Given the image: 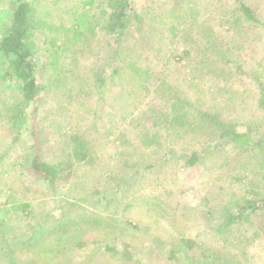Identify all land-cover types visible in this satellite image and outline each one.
<instances>
[{
	"label": "rangeland",
	"instance_id": "rangeland-1",
	"mask_svg": "<svg viewBox=\"0 0 264 264\" xmlns=\"http://www.w3.org/2000/svg\"><path fill=\"white\" fill-rule=\"evenodd\" d=\"M29 1L34 7V22L38 28L33 31L34 72L36 83L41 89L39 88L33 101L25 103L21 96V83L4 78L3 58H0V219H6L10 224L8 217L15 210L8 213L7 217L6 212L11 206L24 203L31 207L28 213L38 216L40 220L42 217L49 223L56 222L61 214L73 217L82 210L91 211L99 218L106 219L113 227L115 237L110 242L117 246L122 243L129 245L133 258V262L129 264H137L135 260L139 264H171L167 256L176 247L175 238L179 234L223 252V235L219 236L221 232L214 230L218 214L223 213V208L240 206L245 190H258L264 195V187L253 166L244 171L238 169L242 168L240 164H244L245 157L241 154L235 160L234 151L225 160L223 154L215 157L212 154L199 165H184L180 155L194 146L201 147L204 143L194 138L187 127L174 123L166 129L164 120L157 123L161 126L148 122L146 116L139 115L143 104L136 106L125 88L116 87L109 81V65L115 52L122 61H145L157 69L166 66L162 60L154 57L153 47L149 45L142 30L151 26L145 22L141 28L132 21L116 44L114 37L101 31L99 27L90 24L86 30L82 25L79 30L85 33L86 51L74 56L68 52L61 53L60 50L55 54L54 47L44 41L59 39L61 41L56 44L61 46L69 40V27L78 17L92 12L99 13L100 9H105L104 3L99 0ZM220 1L222 4L233 2ZM248 1L256 7V13L264 23V0ZM15 2L16 0H0V38L9 30L11 9ZM131 2L133 10L145 14L146 21L149 14L158 15L174 3H179L183 10L188 11L186 0ZM196 3L197 16L194 14V19L209 18L212 28L220 23L217 13L223 12V5L218 6L214 0H196ZM258 33L260 43H253L251 48V51L254 49L252 52L256 59L263 58L264 55V29L258 28ZM160 36L162 35H157L154 40L155 46L159 45ZM164 41L167 43L168 37H164L162 42ZM119 45L120 48L115 49ZM163 48H167V45ZM194 52L193 48L192 58ZM54 58L59 66L62 63L66 68H69L72 58L77 60L73 69L80 78L91 81L93 77L101 75L108 79L101 97L96 94L92 82L87 85V95L74 92L81 86L76 85L77 81L72 87L51 88L44 65L51 63ZM175 66L176 68L168 66L166 69L180 70L179 78L188 73L184 62ZM219 85V82L207 83L204 92L212 95ZM47 86L50 91H47ZM177 88L182 89L180 85ZM234 88L238 90L237 112L243 119L239 129L242 132L248 129L251 134L249 142H253L264 133L263 122L257 120L258 115H254L249 102L242 104L238 98H246L249 92H253L254 82L242 80ZM150 89L154 90L153 87ZM242 91L244 92L240 95ZM69 92L73 97L71 99L66 97ZM87 97L90 100L85 102ZM211 97L216 100L214 94ZM208 102L205 101L202 107ZM68 128L69 132H77L86 143L94 145L91 150L94 158L88 163L83 160L74 162L70 177L49 187L27 171L28 165L36 154L47 162L63 159L64 150L70 151L65 132ZM148 130L162 136L160 146L140 143L144 139L141 134ZM182 131L186 132L184 135L192 136L195 142L188 144L187 140L183 141L182 138L185 137ZM36 142H39L38 150ZM262 143L264 147V137ZM213 145L211 143L210 146ZM131 147L134 152L131 157L138 161L134 167H119V164H123L119 152H131ZM258 152L256 150L257 155ZM260 153L264 155V151ZM248 162L253 164V159H248ZM140 178L144 180L138 182ZM130 186L131 189L124 197V191ZM113 196H117L116 199ZM115 201L124 203L128 208L123 212L122 207L114 209ZM163 208L166 210L163 211ZM208 211L210 215L205 217ZM172 216H175L176 223L172 222ZM250 220L253 221V218H249L248 223ZM237 228L233 225L234 231L239 230L237 240L240 243L235 248L227 249L228 254L237 256L248 243L246 256L243 259L240 255L237 256V263L264 264V236L249 240L253 236L244 229L247 224ZM78 230L81 234L88 232L85 227ZM97 247L98 245L89 244L86 248L69 249L61 256L52 258L50 264H85L89 259L101 262V257L93 254Z\"/></svg>",
	"mask_w": 264,
	"mask_h": 264
},
{
	"label": "trees",
	"instance_id": "trees-1",
	"mask_svg": "<svg viewBox=\"0 0 264 264\" xmlns=\"http://www.w3.org/2000/svg\"><path fill=\"white\" fill-rule=\"evenodd\" d=\"M99 1L104 3L105 9H100L99 13L92 12L78 17V20L69 27L70 36H67L69 40L63 42L61 46L56 44L61 41L59 39L52 42L44 41V43L54 47L55 54L60 50L61 53L68 52L73 56L82 55L87 47L85 33L79 30L82 25L86 30L90 24L93 27H99L101 31L114 37L117 44L132 21L141 28L147 22L146 24L151 27L142 30L147 36L149 45L153 47L154 57L162 60L166 66L163 69H157L154 65H149L150 63L146 64L145 61L144 63H138L137 60L122 61L115 52L113 61L109 65V81L116 87L125 88L136 106L143 104L139 115L146 116L148 122L161 126L157 123L164 120L166 129L174 123L187 127L192 131L194 138L204 143L201 147L194 146L180 155L184 165L188 167L199 165L207 161L212 154L213 157L223 154V160H225L232 156L231 152L234 151L235 160H238L241 154L245 157L244 164H240L242 168L238 167V169L244 171L249 166H253L264 187V155L260 153L264 151L262 146L264 133L256 137L253 142H249L251 134L248 129L243 132L239 129L243 119L237 112L238 90L234 88V85L242 80L254 82L253 92H249L246 98L239 96L238 99L243 102L242 104L250 103L254 115L259 116L257 120L263 122L264 126V119H262L264 115V60H262L264 55L263 58L256 59L252 52L254 49L251 51L253 43H260L258 28L264 29V23L260 21L256 7L248 0H232L230 4H222L220 0H214L218 6L223 5V12L217 13L220 23L212 28L209 25V18L194 19V14L197 16L196 0H186L188 11L183 10L179 3H174L158 15L149 14L147 21L144 13L133 10L132 0ZM33 13L34 7L29 0H16L11 9L9 30L0 38L3 76L21 83V96L25 103L33 101L40 91L39 88L41 89L36 83L34 72L33 31L38 28L34 22ZM211 21L213 22L212 19ZM157 35L158 37L164 35L163 38L168 37L167 43L162 42L163 38L160 36L159 45L155 46L154 40ZM165 45L167 48H163ZM180 47H182L181 50H178ZM117 48H120V45L115 49ZM193 48L195 52L192 58ZM46 51L52 55L47 48ZM55 59L48 65H44L48 71L47 79L51 88L72 87L71 85L77 81L76 85L82 87L78 86L74 92L87 95L89 93L87 85L92 82L96 94H100L101 97L108 79L101 75L93 77L91 81L80 78L73 69L77 60L72 58L69 68H66L62 63L59 66V62ZM179 62H184L188 71L181 78H179L180 70L166 69L168 66L176 68L175 64ZM216 81L222 86H216L213 92L216 100H213L211 97L213 94L211 95L210 92L206 94L204 88L207 83L217 84ZM178 85L182 89L177 88ZM152 87L154 90L151 91ZM47 88V91H50L48 86ZM66 97L73 98L70 92ZM89 100L88 97L85 98V102ZM205 101L209 102L202 107ZM78 104L81 105L79 102ZM65 132L70 151L64 150L63 159L47 162L36 154L28 165L27 171L32 172V175L49 187L68 179L72 174L74 162L83 160L88 163L94 158L91 151L94 149L92 143H86L77 132H69V128ZM185 133L182 131V135ZM141 135L144 139H141L140 143L161 145L162 136L156 132L148 130ZM184 137L182 140L185 142L187 140L188 144L195 142L189 134ZM211 143L214 145L210 146ZM36 146L38 150L39 142H36ZM131 148V152H119L123 161L119 167H134L138 161L132 159L134 152H132L133 147ZM256 150H259L258 155ZM251 158L253 164L248 162ZM142 180L144 178H140L138 182ZM129 189L131 186L124 191V197ZM244 194L240 206L223 208V213L217 216V226L214 230L221 232L219 236L223 235L221 241L223 252L213 246L198 244L194 239L179 234L175 238L176 247L170 250L167 256L169 262L171 264L180 262L182 264H239L237 256L240 255L239 257L243 259L249 244L246 243L237 256L228 254L227 249L235 248L236 244L240 243L237 240L239 230L234 231L233 225L240 229L242 225L247 224V228L244 229L253 236V239L249 240L264 236V212L262 211L264 195L258 190H245ZM116 197L113 196L114 199ZM113 203L114 209L122 207V212L128 208L122 202ZM29 208L31 207L27 203L15 204L5 214L7 217L8 213L15 210V213L8 217L11 223L8 224L6 219H0V264H50L52 258L61 256L69 249L86 248L89 244L98 245L96 251L99 253L95 251L93 254L101 257V262L89 259L85 264L133 262L129 245L122 243L121 246H117L110 242L115 237L113 227L106 219L99 218L93 212L82 210L73 217L61 214L56 222L49 223L42 217L40 220L38 216L28 213ZM165 210L163 208V211ZM209 215L208 211L205 217ZM251 217L253 221L250 220L248 223ZM171 220L173 223L177 222L175 216H172ZM82 227L87 228V234L79 232L78 229ZM13 230L19 231L16 233ZM134 262L139 264L136 260Z\"/></svg>",
	"mask_w": 264,
	"mask_h": 264
}]
</instances>
